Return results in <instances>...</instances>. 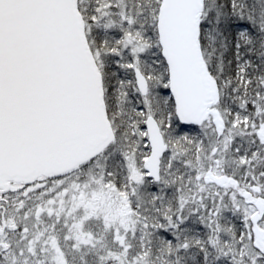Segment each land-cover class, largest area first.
Masks as SVG:
<instances>
[{
	"label": "snow or ice",
	"instance_id": "1",
	"mask_svg": "<svg viewBox=\"0 0 264 264\" xmlns=\"http://www.w3.org/2000/svg\"><path fill=\"white\" fill-rule=\"evenodd\" d=\"M0 264H264V0H0Z\"/></svg>",
	"mask_w": 264,
	"mask_h": 264
}]
</instances>
